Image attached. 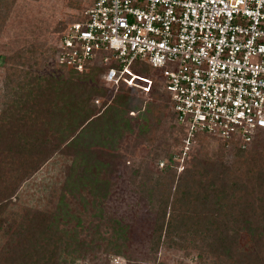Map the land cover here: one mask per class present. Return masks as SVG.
Returning <instances> with one entry per match:
<instances>
[{"label":"rangeland","instance_id":"1","mask_svg":"<svg viewBox=\"0 0 264 264\" xmlns=\"http://www.w3.org/2000/svg\"><path fill=\"white\" fill-rule=\"evenodd\" d=\"M92 3L93 0H15L11 4L0 23L2 103L7 92L10 56L33 50L31 48L36 45L46 54L57 49L62 28L82 18ZM50 63H44L41 75L55 74ZM133 69L141 75L150 70L140 62L134 64ZM101 79L79 80L81 84L106 90V95L91 102L90 106L97 108V114L127 123L132 130L123 134L116 149L101 145L104 139L95 134L90 137L81 134L72 151H55L27 175L15 193L4 198V203L9 200V204L0 214V220H4L0 222V252L6 250L12 235L19 236L21 225L27 224L38 210L55 214L59 230L82 244L83 249L76 247V251L70 253L62 251L59 264H214L216 257L208 253L206 261H202L199 255L198 244L208 248L207 239L203 241V237L192 230H182L179 223L170 236L164 232L161 241L154 237L159 215L157 199L160 198L156 189L167 193L165 188L170 187L163 177L165 165L173 168L170 170L175 174L173 189L186 172L198 166V162L222 161L233 165L235 143L201 135L186 150L184 139L188 132L174 122L171 111L166 109L162 119L155 114V110L166 103V97L148 95L134 88H122L116 93L105 87ZM92 148L114 154L99 150L91 153ZM244 149L262 153L264 131ZM157 154L164 156L162 162ZM9 225H12L10 232ZM235 227L231 225L230 235L235 233ZM251 245L247 231H241L234 249L240 254L238 262L263 263L264 254L256 253L262 255L258 260V256H248L253 251Z\"/></svg>","mask_w":264,"mask_h":264},{"label":"trees","instance_id":"2","mask_svg":"<svg viewBox=\"0 0 264 264\" xmlns=\"http://www.w3.org/2000/svg\"><path fill=\"white\" fill-rule=\"evenodd\" d=\"M14 2L0 0V23ZM66 28H62L58 44ZM31 49L10 56L7 92L3 103L0 101V214L9 204V200L4 203V198L7 195L11 197L27 175L55 151H72L81 134L89 137L95 134L104 139L105 143L101 145L116 149L123 134L132 130L127 123L97 114V108L90 106L91 102L105 96L106 90L79 82L100 79L108 67L93 65L79 72L59 62L58 47L48 54L39 45ZM48 61H51L55 74L41 75L40 71ZM150 72L148 69L145 73ZM151 94L167 98L166 103L155 110L157 118L162 119L167 109L178 124L167 91L156 87ZM233 142L237 147L233 165L222 161L198 162V166L186 172L174 189L175 174L170 172L173 168L165 165L163 177L170 187L165 188L167 193L161 188L156 189L160 198L157 199L159 215L154 237L158 241L164 232L170 236L179 223L182 230H192V233L203 237V241L207 239L208 248L198 244L202 261L209 253L217 259V262H212L214 264H242L238 262L240 254L234 249L240 232L245 230L253 250L247 253L248 256L264 254V151L246 150L239 142ZM98 150L92 148L91 153ZM157 156L161 157L160 154ZM163 158L162 155L159 162ZM3 221L0 220L1 223ZM231 225L236 226L233 235H230L233 231ZM11 228L9 225V232ZM19 230L22 231L17 238L12 235L9 239L6 252H0V264H59L62 251L70 253L76 251V247L83 249L73 236L59 230L55 214L36 210L30 221L21 225ZM8 250L11 252L6 254ZM246 264L264 262L247 260Z\"/></svg>","mask_w":264,"mask_h":264},{"label":"built area","instance_id":"3","mask_svg":"<svg viewBox=\"0 0 264 264\" xmlns=\"http://www.w3.org/2000/svg\"><path fill=\"white\" fill-rule=\"evenodd\" d=\"M58 49L76 71L108 67L115 92L166 90L186 150L199 135L246 148L264 131V0H93Z\"/></svg>","mask_w":264,"mask_h":264}]
</instances>
